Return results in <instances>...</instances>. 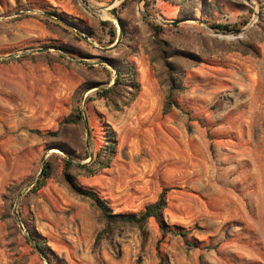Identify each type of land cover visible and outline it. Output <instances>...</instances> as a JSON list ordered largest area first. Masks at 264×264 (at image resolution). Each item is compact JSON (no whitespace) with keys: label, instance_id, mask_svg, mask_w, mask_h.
Masks as SVG:
<instances>
[{"label":"rangeland","instance_id":"1","mask_svg":"<svg viewBox=\"0 0 264 264\" xmlns=\"http://www.w3.org/2000/svg\"><path fill=\"white\" fill-rule=\"evenodd\" d=\"M202 1L195 18H181L178 0H0V264H159L153 220L142 229L120 226L96 244L98 213L64 182V159L89 163L104 146L105 125L117 139L109 167L91 177L68 173L115 215L139 214L169 189L164 223L190 234L161 245L164 264H264L258 7L256 0ZM54 11L66 21L57 24L48 15ZM101 23L117 37L125 29L119 49L117 40L108 45ZM151 25L163 33L156 37ZM250 36L259 57L229 50ZM155 41L199 58L180 63L177 101L188 115H163L167 86ZM104 58L126 61L139 85L118 111L96 97L115 77ZM78 108L83 124L72 122ZM45 163L51 177L31 193ZM28 237L43 243V254Z\"/></svg>","mask_w":264,"mask_h":264},{"label":"trees","instance_id":"2","mask_svg":"<svg viewBox=\"0 0 264 264\" xmlns=\"http://www.w3.org/2000/svg\"><path fill=\"white\" fill-rule=\"evenodd\" d=\"M203 1L199 0H178L177 5L179 6V16L181 18H195V13L198 6H202ZM258 7V21L255 24V30L261 36V39L264 41V0H256ZM49 16H54L56 18V23L61 24L65 22V18L60 16L57 12L48 13ZM122 22V21H121ZM73 27H77V23L74 21L69 22ZM102 26L108 28L107 36L109 38L108 45L114 44L118 39V43L114 47L115 50L119 49L120 45L126 39L125 29L117 37L116 29L110 23H101ZM213 29L220 30H230L231 27L228 25H219V24H210ZM154 35L157 37L163 33L164 28L160 26L151 25ZM251 32V31H250ZM157 45L156 53L159 56L160 61L162 62V67L164 69L165 83L167 86V93L165 97V104L163 108V115L168 114L172 109H178L183 112L185 115H188L182 111L179 103L177 101V94L181 92L184 88L183 83V73L181 71L180 63L184 60H194V63H198V56L192 55L188 52H182L177 50H172L169 44H166L162 41H155ZM229 50L240 53L241 55H249L253 57H259L260 53L255 48V42L252 40L251 36L246 40L237 41L231 45ZM63 51L67 52L63 49ZM106 63L113 67L115 71V77L112 79L113 84L111 87L99 90L96 92V97L98 99H103L106 101L108 107L113 110L118 111L119 109L128 106L134 101L136 96L139 94V85L136 80L135 72L133 68L122 59L116 58H104ZM122 61V62H121ZM110 80V79H109ZM105 85H109V82H106ZM94 87L95 84L86 85L83 88V91H87L90 87ZM124 90L126 92H124ZM126 93L127 98L123 95ZM92 98H86L85 104L91 102ZM84 114L81 109H77V115L73 123L81 122L83 124ZM69 121V120H68ZM67 121V122H68ZM106 129L104 131V146L94 155H89V163L79 165L73 162L74 159H64V182L70 192L77 198L88 202L91 207L96 210L98 213L99 219L103 226L102 231L96 236L95 243L107 236L111 235L112 232L120 226H130L137 229H142L144 225L149 221L153 220L160 232V238L155 244V253L158 258L159 264H164V257L161 252V245H163L167 239L171 237L179 236L185 239L190 231H185L182 229L173 230L168 228L163 220L162 213L166 209V195L169 192V189H163L158 199L144 207L143 211L139 214H125V215H115L112 213L108 204L94 191L82 188L78 186L73 176L68 173L69 170L76 169L84 177H91L97 172L107 169L116 155L117 152V139L115 133L105 125ZM39 137L44 136L40 131H33ZM55 149H59L65 154H69L68 148L62 145H54ZM50 150V149H47ZM51 177V166L49 163H45L40 171V176L36 180L35 184L31 189V193H36L40 191L44 186L47 180ZM36 239V238H34ZM43 243H37V248L43 254L42 249ZM46 257V256H45Z\"/></svg>","mask_w":264,"mask_h":264},{"label":"water","instance_id":"3","mask_svg":"<svg viewBox=\"0 0 264 264\" xmlns=\"http://www.w3.org/2000/svg\"><path fill=\"white\" fill-rule=\"evenodd\" d=\"M246 1H249V0H246ZM184 21H185V20H180V21H178V22H172V23H169V24H170V25H176V24H178V23H182V22H184ZM231 33H232L233 35H238V34L242 33V31H241V30H234V31H232ZM117 42H118V39H117ZM112 84H113V83H112ZM28 241H29L30 243H32L34 249H35L37 252H39L37 246H36L35 244H33L31 237H28Z\"/></svg>","mask_w":264,"mask_h":264},{"label":"bare ground","instance_id":"4","mask_svg":"<svg viewBox=\"0 0 264 264\" xmlns=\"http://www.w3.org/2000/svg\"><path fill=\"white\" fill-rule=\"evenodd\" d=\"M260 122H261V128L264 127V94L261 97V102H260Z\"/></svg>","mask_w":264,"mask_h":264}]
</instances>
